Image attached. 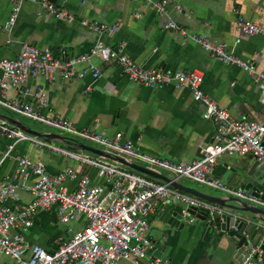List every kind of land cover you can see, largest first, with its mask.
Returning <instances> with one entry per match:
<instances>
[{
	"label": "built area",
	"instance_id": "obj_1",
	"mask_svg": "<svg viewBox=\"0 0 264 264\" xmlns=\"http://www.w3.org/2000/svg\"><path fill=\"white\" fill-rule=\"evenodd\" d=\"M132 1L142 2L163 16L166 20L164 30L191 39L222 65L237 67L264 84V71L255 70L235 54L234 48L240 43V38L235 39L234 48L228 49L226 45L212 41L207 33H188L177 24L173 17L182 13L180 5L174 4L170 12L169 0ZM10 2L11 14L2 26L7 33H11L24 2L38 7V18L46 13L68 24L75 22L74 15L49 0ZM78 24L98 37L118 31L117 25L87 19L79 20ZM235 30L239 35L264 38V28L245 20L237 10ZM93 58L102 62L113 61L127 81L149 89L167 86L173 90L188 88L193 101L204 107L201 119L214 125L213 143L200 150L197 160L189 164L173 163L142 152L121 133L109 138L88 128H79L66 118H49L26 100L31 99L41 110L49 108L46 89L28 86L33 80L45 79L51 88L87 77L92 82L98 81L102 72L93 64ZM0 70V109L89 146L115 153L153 170L165 171L178 180L191 181L264 210L263 193L253 194L236 189L211 176L217 160L224 155L250 156L258 165L264 166V120H231L225 108L219 107L201 91L203 75L200 72L151 70L136 64L126 55L123 43L110 47L101 39L94 42L87 54L68 57L54 53L47 47L38 48L23 43L15 58L0 60ZM90 89V86L86 87V91ZM9 90L14 92V98L8 97ZM0 135L9 142L5 152H0V164L6 160H13L16 164L12 174L0 183V264H120L122 261L143 260L149 257L148 252L152 249L148 238V217L157 210L164 211L170 204H181L184 206L182 218H189V224L193 219H190L187 210L201 211L205 222L213 230H216L212 224L214 219L225 213L221 206L181 192L169 184L157 182L86 152L63 149L47 140L28 135L3 120H0ZM21 143L62 155L81 167L95 170L96 178L106 187L93 185L87 175L72 167L51 174L43 162L14 153ZM22 192L29 194L32 200L18 206L15 202L18 193ZM53 206L56 207L57 222L64 227L65 239L55 250L47 251L39 245H30L19 231L30 228L39 212L48 211ZM79 218L84 225L75 229L72 224ZM259 233L258 240L237 249L235 264H264V224L260 225ZM4 259L7 262H2ZM152 264L167 262L154 257Z\"/></svg>",
	"mask_w": 264,
	"mask_h": 264
},
{
	"label": "crops",
	"instance_id": "obj_2",
	"mask_svg": "<svg viewBox=\"0 0 264 264\" xmlns=\"http://www.w3.org/2000/svg\"><path fill=\"white\" fill-rule=\"evenodd\" d=\"M49 1L74 15L75 22L68 24L46 13L38 18V7L24 2L11 33H7L2 26L11 14V2L0 0V60L15 58L23 43L38 48L47 47L65 57L87 54L97 39H101L110 47L123 43L125 54L145 68L168 72H200L203 75L201 91L212 98L219 107L225 108L231 120H264V84L255 81L237 67L222 65L191 39L184 38L174 31L164 30L165 18L142 2ZM169 1L170 12L174 4L182 7V13L173 18L188 33H207L212 41L224 44L228 49L234 48L235 39L240 38V43L234 48L235 54L255 70L264 71V38L239 35L235 30V10L245 20L264 28V0ZM81 19L117 25L118 31L98 37L79 26L78 21ZM92 62L102 72L98 81L92 82L87 77L82 81H72L51 88L45 79L33 80L28 86L46 89L49 108L41 110L31 99L26 100L49 118H66L79 128H88L109 138L121 133L142 152L173 163L189 164L199 158L200 150L204 146L213 143L214 125L211 121L201 119L204 107L201 103L193 101L188 88L173 90L167 86L149 89L127 81L113 61L102 62L93 58ZM88 86L91 87L90 91H86ZM7 95L14 98L12 90H9ZM10 114L0 109V115L19 121L16 117L20 116ZM27 128L42 135H61L46 126L39 130ZM47 141L63 149L76 151L73 146ZM8 145L9 142L0 135V152H5ZM14 153L43 162L51 174L72 167L87 175L93 185L106 187L96 178L95 170L81 167L62 155L34 148L29 143L19 144ZM15 167L13 160L0 164V183L12 174ZM156 171L174 178L165 171ZM247 173L250 176L245 177ZM211 176L236 189L260 180L259 187L262 189L261 193L264 192V166L258 165L250 156L220 157ZM218 193L217 197L224 196ZM31 200L29 194L22 192L18 193L15 203L21 206ZM177 209L182 210L184 206L178 203L170 204L164 211L157 210L151 214L148 217V238L161 242L160 234L167 228L166 221ZM55 212V206L48 211L39 212L30 228L19 231L30 245L36 244L52 251L62 244L65 239L64 227L57 222ZM190 219H193L191 224L188 223L189 218L183 219L185 227L181 231H170L175 236L168 241L170 247L166 256H159L156 252H153L152 256L160 257L167 264H235L236 241L213 229L212 233L206 235L202 224L194 217ZM83 225L81 218L72 224L75 229H80ZM141 261L147 262L149 259ZM120 264L138 262L129 260Z\"/></svg>",
	"mask_w": 264,
	"mask_h": 264
},
{
	"label": "water",
	"instance_id": "obj_3",
	"mask_svg": "<svg viewBox=\"0 0 264 264\" xmlns=\"http://www.w3.org/2000/svg\"><path fill=\"white\" fill-rule=\"evenodd\" d=\"M0 120L5 121L9 125L16 127L17 129L23 131L28 135L44 140H52L68 147L73 146L74 150L76 151H82L97 156L113 164H118L121 167L132 170L152 180L169 184V186L181 192L221 206L225 209V213L222 216L215 218L212 222V224L216 227V230L214 231L223 233L224 235H226V237L232 239L233 241H236L237 249L242 245L247 244L248 242L258 240L260 237V225L264 224L263 209L249 205L236 198L226 196L217 197L202 193L196 189L184 185L180 180L176 178H170L169 176H166L159 171L150 169L146 166H142L140 164L122 158L115 153L106 152L99 148L81 143L79 141H72L71 139L63 137L62 135H58L55 133L42 135L28 129L22 123L12 117L0 115ZM248 176H250V174L247 173L245 177ZM260 184V180H256L254 182H249L239 189L243 191H250L253 194H258L262 190L259 187ZM262 198L264 199V192L262 194ZM187 213L190 217L196 218L202 224V226L205 228L206 235L212 233L213 230L211 228V225H208L205 222L206 219L204 213L192 209H188ZM165 225L167 226V228L163 229L162 233L160 234L161 242H156L150 239L152 249L148 252V256L151 255L147 258L149 259V261L144 262L141 260H137L138 264H152V259L155 257L152 256L153 252H156L159 256H166L168 254L170 247L168 241L169 239H172L173 236H175L170 231H172L173 229H175L176 231H181L185 227V223L181 215V209L175 210V214H172V216L166 221ZM262 249H264V237L262 239Z\"/></svg>",
	"mask_w": 264,
	"mask_h": 264
},
{
	"label": "rangeland",
	"instance_id": "obj_4",
	"mask_svg": "<svg viewBox=\"0 0 264 264\" xmlns=\"http://www.w3.org/2000/svg\"><path fill=\"white\" fill-rule=\"evenodd\" d=\"M6 113H8L7 111H4ZM9 115H11L10 113H8ZM19 121H21L23 124H25L27 127H30L34 130H39V129H43L44 126H41V125H38L34 122H31L30 120H27V119H24V118H21V117H16ZM59 133V132H57ZM184 184L188 185V187L190 188H193V189H196L202 193H205V194H208V195H211V196H216V195H219L218 192L216 191H212L206 187H203V186H200L198 184H195V183H192V182H188V181H184L183 182Z\"/></svg>",
	"mask_w": 264,
	"mask_h": 264
},
{
	"label": "trees",
	"instance_id": "obj_5",
	"mask_svg": "<svg viewBox=\"0 0 264 264\" xmlns=\"http://www.w3.org/2000/svg\"><path fill=\"white\" fill-rule=\"evenodd\" d=\"M67 138L71 139L72 141H77V140H75V139H73V138H70V137H67ZM77 142H78V141H77Z\"/></svg>",
	"mask_w": 264,
	"mask_h": 264
}]
</instances>
